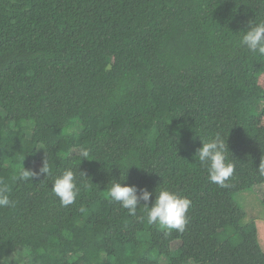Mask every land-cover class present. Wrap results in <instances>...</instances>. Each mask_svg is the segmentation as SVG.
<instances>
[{"label":"trees","instance_id":"1","mask_svg":"<svg viewBox=\"0 0 264 264\" xmlns=\"http://www.w3.org/2000/svg\"><path fill=\"white\" fill-rule=\"evenodd\" d=\"M262 20L264 0H0V180L17 202L0 208V261L119 264L147 232L137 264H264L234 200L264 185V56L239 44ZM216 135L227 187L196 156ZM44 159L52 175L17 179ZM66 169L80 193L63 206L50 189ZM114 180L186 196L184 232L110 202Z\"/></svg>","mask_w":264,"mask_h":264},{"label":"clouds","instance_id":"2","mask_svg":"<svg viewBox=\"0 0 264 264\" xmlns=\"http://www.w3.org/2000/svg\"><path fill=\"white\" fill-rule=\"evenodd\" d=\"M242 33L240 46L254 54L264 56V20L254 25L248 24L247 30ZM228 153L227 143L220 135L205 140L196 152L199 163L206 168L209 181L220 187H227L226 181L234 172V164L229 161ZM79 157V163L82 159L89 160V150L81 147ZM41 174L45 177L52 175V168L46 159L42 161L38 172L22 167L17 179L27 181ZM80 174L84 176L83 173ZM50 191L58 198L61 205L67 206L74 203L80 193L74 171L66 169L56 176ZM152 196L153 193L146 188H138L136 185H128L115 180L107 190L109 201L119 203L123 209L127 210L128 215H136L138 207L143 206L149 224L158 223L165 229L183 233L188 223L187 213L191 207L190 199L171 192L167 188H161L154 200ZM16 203L9 197L8 186L0 180V208H15ZM0 264H3V261H0Z\"/></svg>","mask_w":264,"mask_h":264},{"label":"rangeland","instance_id":"3","mask_svg":"<svg viewBox=\"0 0 264 264\" xmlns=\"http://www.w3.org/2000/svg\"><path fill=\"white\" fill-rule=\"evenodd\" d=\"M264 109V105H258L257 106V112H261ZM77 123V122H76ZM79 127L77 126H69L64 130V134H72L79 132ZM43 150L40 148L39 150V156H41ZM257 188V187H256ZM253 188L251 190H248L243 193H239L234 196V200L236 203L242 208L244 214L242 225L249 224L251 222H255L256 230H257V238L258 243L262 251L264 252V188L256 189ZM261 191V193H260ZM258 192V193H257ZM255 194V197L251 201L252 205H250V202L246 200L247 194ZM158 230H166L164 227L157 225ZM149 239V235L147 232H141L137 235V245L131 246L129 249H127L125 255L123 256V261L119 264H137V257L143 255L144 251V244ZM234 243L239 242L238 237H235L233 240ZM152 264H168L167 260L164 257H158L155 254H151L149 257ZM102 263L106 262L105 256H102L101 258ZM192 264V263H190Z\"/></svg>","mask_w":264,"mask_h":264},{"label":"crops","instance_id":"4","mask_svg":"<svg viewBox=\"0 0 264 264\" xmlns=\"http://www.w3.org/2000/svg\"><path fill=\"white\" fill-rule=\"evenodd\" d=\"M259 188H264V185L259 186V187H257L256 189H259ZM257 193H258V192H257ZM260 193H261V191H260ZM254 197H255V194H254V193H252V194H247V195H246V200H247L248 202H250V205H252L251 201L253 200ZM254 223H255V222H254Z\"/></svg>","mask_w":264,"mask_h":264}]
</instances>
